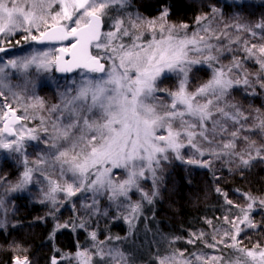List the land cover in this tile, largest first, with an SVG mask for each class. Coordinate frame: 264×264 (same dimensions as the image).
Here are the masks:
<instances>
[{
	"label": "snow or ice",
	"instance_id": "snow-or-ice-1",
	"mask_svg": "<svg viewBox=\"0 0 264 264\" xmlns=\"http://www.w3.org/2000/svg\"><path fill=\"white\" fill-rule=\"evenodd\" d=\"M228 6L239 9L230 17L236 23L227 22L223 8L211 4L209 12L195 18L197 28L189 32L185 23L168 24L167 8L158 20H145L130 10L131 0H0V159L22 166L19 179L6 190L25 191L30 184L46 181L40 202H50L53 208L57 193H64L65 200L91 193V203L83 207L93 215L100 213V199H107L117 212L126 211L122 218L128 225L127 236L108 237L119 241L136 230L142 202L153 204L160 195L165 167L173 159L203 168L213 161L231 164L238 159L237 166L246 168L254 159L264 160V144L257 146L254 139V135L264 139V111L245 112L232 99L234 89L241 86L248 95H257V86L264 90V43H250L240 36L247 32L252 39L264 40V16L255 25L242 24L238 21L244 9L255 5L228 0ZM105 17H111L110 27L102 31ZM142 29L150 38L144 39ZM18 34L22 35L13 41ZM20 39L39 45L57 42V46L17 51ZM241 51L243 59L237 55ZM229 53L231 62L225 64L223 58ZM249 60L258 65L255 73L245 66ZM194 68L207 70L209 78L197 84L190 75ZM172 76L177 80L175 89L162 87ZM38 89L51 91L59 102L49 107ZM45 112L47 116L42 115ZM37 119L38 124L28 126ZM241 143L244 147L237 150ZM185 148L188 153H182ZM45 166L53 173L58 170V179ZM143 180L151 181V192L142 187ZM7 183L0 176V188ZM134 192L140 195L135 202ZM248 199L251 203L237 219L246 228H256L249 216L256 201ZM224 221L232 231L213 227L212 242L204 239L203 231L186 241L201 240L214 250L211 254L185 255L186 249L172 247L182 237L162 235L156 251L145 259L135 247L98 241L95 232L90 237L103 264H264V244L242 246L245 229L227 216ZM206 222L212 226L211 220ZM77 256L81 264H92L91 253ZM15 264H28L27 258H16ZM52 264H57L55 257Z\"/></svg>",
	"mask_w": 264,
	"mask_h": 264
},
{
	"label": "trees",
	"instance_id": "trees-1",
	"mask_svg": "<svg viewBox=\"0 0 264 264\" xmlns=\"http://www.w3.org/2000/svg\"><path fill=\"white\" fill-rule=\"evenodd\" d=\"M249 2L253 3L255 8H245L243 16L238 22L251 26L264 16V7H260L261 0H249ZM211 4L223 8L227 22H237L230 20V17L234 11H239V9L228 6V0H131L130 10L134 13L138 12L145 20H158L161 13L167 8L169 12L168 24L179 26L181 23H185L189 26L188 31L191 32L197 28L195 18L209 12ZM142 31H145L144 39L150 36L146 29H142ZM229 31L235 34L234 29H229ZM256 31L260 30L256 29ZM240 36L242 39L250 40V43H264V40L259 38L252 39L247 32H241ZM19 37V35L12 37V40L15 41ZM20 42L26 44L24 49L47 46L31 44L30 41L26 43L23 39H20ZM235 47L236 45H233V48ZM231 55L229 53L223 58L225 64L231 62ZM237 55L241 59L244 57L242 51ZM245 66L250 73H255L258 68V65L251 60L247 61ZM50 75L53 74L50 73ZM190 75L199 84L205 82L210 73L207 70L197 71L194 68ZM249 78L253 79L254 77L250 76ZM14 80V84L18 83L17 80ZM176 84L177 80L172 76L164 80L161 86L174 90ZM256 92L257 95H248L241 86L234 89L232 99L245 112L255 114L256 109L264 111V90L257 86ZM38 94L43 97L49 107L59 102L58 97L51 91H39L38 89ZM29 112L35 114L36 110L29 109ZM42 115L47 116V113H42ZM38 123L37 119L29 122V125L33 127ZM254 139L257 146L264 144V139L259 135H254ZM242 147H244L243 143L238 146L237 150ZM181 151L188 153L189 149L185 148ZM29 152H32L31 148H29ZM35 158V153H33L31 159ZM238 164V159L231 164L213 161L209 168H203L173 159L165 167L160 195L155 198L153 204L142 202L143 215L140 218L142 220L145 217L153 224L156 230V239L148 242L142 240L134 242L130 248L139 249L147 259L149 252L156 251V242L161 240H158L157 237L161 238L162 235L166 237L178 236L182 239L177 240L172 247L186 249L185 255H190L194 251L211 254L214 250L205 247L201 240H197L195 244H189L186 241L191 238L192 233L203 231L207 234L204 239L212 242L213 227L232 231L230 224L224 221L225 216L230 221L236 220L237 225L245 229L241 232V237H244L242 246L251 248L257 242L264 244V204H261V201H264V160L254 159L246 168L238 167ZM45 167L47 168V166ZM21 171L22 166H17L14 161L0 159V176L6 177L8 181L3 188H0V199L4 201L3 208H0V222L4 224V228L0 229V264H12L16 258H27L29 264H52L53 257L56 258L57 264H80L77 253L85 251L92 254V264H103L98 256H93V253L96 252L94 247L96 242L91 239V232L97 234L98 241H106L110 245H119L125 249L129 248L122 241L108 240L109 236H120V225L112 226V223L120 222L127 225L122 218L126 214L125 210L119 214L114 206H110L107 199L101 198L98 204L100 213L93 215L91 210L83 207L85 202L91 203V193H77L76 196L67 200L64 199V193L61 199L60 193H57L58 204L56 208H53L50 202H40L43 199L41 189L47 190L46 181L41 184H30L25 191H7L6 189L11 184L17 182ZM47 171L53 179H58V170L53 173L50 168H47ZM37 176H39L38 173L34 175V180ZM117 178L122 179L123 177ZM40 179L43 181V177ZM141 184L146 191L153 190L150 180H143ZM217 188L221 191L217 192ZM224 194H226L227 200L232 201V204L226 202ZM84 196H88L89 199L85 201ZM131 196L133 202L140 199L138 193L134 192ZM248 196L255 198L256 201L249 211L250 219L256 224V228H246L237 219L242 215L241 210L247 209L248 204L251 203ZM105 210L107 215L102 214ZM76 219L84 229L82 226L76 229ZM207 220L212 221V226H209ZM219 238L217 236V239ZM100 246L103 247L102 244ZM220 247L223 248L222 245ZM223 251L231 252L230 249H223Z\"/></svg>",
	"mask_w": 264,
	"mask_h": 264
},
{
	"label": "rangeland",
	"instance_id": "rangeland-1",
	"mask_svg": "<svg viewBox=\"0 0 264 264\" xmlns=\"http://www.w3.org/2000/svg\"><path fill=\"white\" fill-rule=\"evenodd\" d=\"M115 14H116L115 11H113L112 12V17H114ZM110 19H111V17H105L104 18V28H102V31L103 30H106L108 27H110ZM18 35L21 36V34H18ZM148 38H150V36L147 37V38H145V39H148ZM125 39L127 40V37ZM25 46H26L25 43H21L20 42L19 45H15V50H18L19 49V50L22 51L24 49L23 47H25ZM49 47H56V46H52V45L51 46H49V45L45 46V48H49ZM24 54H26V53H24ZM51 74H54V73H51ZM49 75H50V73H49ZM20 111L22 112V109ZM17 114L19 115L20 112H18ZM21 122L22 123H25L24 121H21ZM28 126L31 127V125H29V122H28ZM62 194L63 193L61 192L60 193V195H61L60 199L62 198ZM122 211H124V210L122 209L118 213L121 214ZM124 212H126V211H124ZM76 223H77L76 229L81 228V225L77 221V219H76ZM111 225L112 226H118V225H120V227H119L120 237L123 238V237L127 236V233H128V225H125L124 223H120V222L119 223H112ZM82 229H84L83 226H82ZM116 236L117 235H112V237H116ZM155 239H156V230H155L153 224L150 223L149 221H147L145 217H143L142 220H141V218H139V220L136 221V230L134 231V233H133V235L131 237H129L127 240H123V239H121L119 241L115 240V242H121L122 241L125 246H127V247L130 248L131 244L134 243V242H137V241H140V240H142L144 242H148V241H153ZM157 239L160 240L161 238L160 237H157ZM93 256L94 257H97L95 255V253H93ZM78 259H79V262L81 264V258L78 257Z\"/></svg>",
	"mask_w": 264,
	"mask_h": 264
},
{
	"label": "water",
	"instance_id": "water-1",
	"mask_svg": "<svg viewBox=\"0 0 264 264\" xmlns=\"http://www.w3.org/2000/svg\"><path fill=\"white\" fill-rule=\"evenodd\" d=\"M62 43H67V41H64ZM31 44H35V45H38V46H44V45H57V42H50V43H46L44 45H39V44H36L34 41H31ZM77 71H79V70H77ZM54 74L56 76H58V77H62V76H65V75L73 76L75 73H54ZM22 261H24V260H22ZM13 264H15V261L13 262Z\"/></svg>",
	"mask_w": 264,
	"mask_h": 264
},
{
	"label": "bare ground",
	"instance_id": "bare-ground-1",
	"mask_svg": "<svg viewBox=\"0 0 264 264\" xmlns=\"http://www.w3.org/2000/svg\"><path fill=\"white\" fill-rule=\"evenodd\" d=\"M30 43H31V41H30ZM68 43V42H67ZM52 46H57V45H52ZM15 81V80H14ZM16 260V259H15ZM15 260H13V262L15 261ZM22 260H25V259H21V261ZM13 262H12V264H13ZM29 264V263H28Z\"/></svg>",
	"mask_w": 264,
	"mask_h": 264
}]
</instances>
